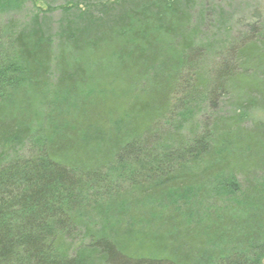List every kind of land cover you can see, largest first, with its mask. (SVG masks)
Listing matches in <instances>:
<instances>
[{"label":"trees","instance_id":"trees-1","mask_svg":"<svg viewBox=\"0 0 264 264\" xmlns=\"http://www.w3.org/2000/svg\"><path fill=\"white\" fill-rule=\"evenodd\" d=\"M169 1L160 0L156 13L153 5L143 7L134 27L126 18L90 30L94 37H109L101 47H86L83 57L90 64L71 59L54 65L60 75L54 91L78 97L59 122L35 124L27 109H18L24 95L9 97L7 105L9 94H0V264H260L264 186L250 180L242 190L233 174L264 165V120L246 128L239 110L233 118L204 113L200 122L182 128L173 122L197 96L203 94L214 112L230 85H255L248 73L264 64V37L233 47L231 59L213 70L215 84L208 88L212 71L204 68L205 48L182 33L185 13ZM166 11L172 30L157 18ZM76 30L67 29L73 46L82 38L83 29ZM14 43L18 70L28 76L33 94L41 93L43 77L52 71L42 32L19 33ZM114 63L125 64L124 70L98 72ZM13 78L1 83L6 87L0 93L13 88ZM145 80L151 82L147 88ZM220 174L247 200L243 215H213L208 226L194 227L173 207L160 211L145 201L205 186ZM116 196L130 206L108 211L115 205L108 200Z\"/></svg>","mask_w":264,"mask_h":264},{"label":"rangeland","instance_id":"rangeland-1","mask_svg":"<svg viewBox=\"0 0 264 264\" xmlns=\"http://www.w3.org/2000/svg\"><path fill=\"white\" fill-rule=\"evenodd\" d=\"M176 1L178 12L185 13L183 16L187 27L183 29L182 33L194 35L196 42H202L205 48L204 68H206L207 74L212 71L208 77L210 80L207 83L208 88L215 84L212 77L213 70L223 60L231 59L229 55H231L230 50L233 47H240L242 42L248 39L254 40L258 36L264 37V0H175L174 2ZM166 2L170 3L169 0ZM158 3L160 0H0V86L6 87L1 83H5L6 80L9 81L14 76L12 79L13 88L9 89V92L7 90V92H1V96L4 97L5 94H9L8 98H15L24 95L22 98L26 99V103H20L21 106L18 109L22 113L27 109L26 116L30 115L35 124L42 126L48 121L59 122L63 112L70 115L76 108L75 103L77 104L78 97L67 94L66 89L57 93L54 91L57 89L55 83L60 76L58 72L54 71V65L62 64L61 62L68 64L71 59H73L72 61L85 60L90 64L89 59H85L86 47L91 48L95 44L101 47L105 41L109 40L108 36L94 37L89 32L90 30H94L99 25H104L108 29L111 23L126 18H128V24L134 27L143 19L141 14L137 15L136 13L149 5L154 6L152 12L156 13V7H159ZM132 9L133 12L131 13ZM152 12L146 13L145 16L151 19ZM130 14L135 15L130 16ZM163 15L165 18L162 17ZM162 16L157 17L158 19L161 17V27L165 30H172L168 28L170 14L166 11V13L163 12ZM254 25L258 27V31L255 33L252 30ZM78 28L83 29L84 33L81 31L82 38L79 39V44L73 46V40L67 36L69 33L67 29L72 32L77 31ZM35 29L42 32L43 42L49 45L52 65L51 74L43 77L44 88L39 94H33L34 88L29 86L28 76L23 73L22 69L18 70V68H22V65L16 56V43H14L19 33L25 32L32 35ZM180 35L179 37H181ZM116 56L117 54L114 53L109 58L114 60ZM102 57L104 56L102 55ZM102 60L99 59L98 61ZM110 65L108 68L103 67V70H98V72L116 74L125 68V64L121 68H117L115 63ZM258 65V67L252 68V72L248 73L254 77L252 81L255 85L246 82L238 87L240 90L230 85L228 92L220 97L221 102L218 111H211L208 99L202 94L192 101L193 104L188 112H180L179 119L173 124L178 122L181 124L178 127H187L188 124L186 123L190 121L192 124L194 120L200 122L201 114L204 113L213 115L221 113L233 118L234 113L240 110L247 117L241 123L243 126L251 128L257 125L259 120H264V64ZM167 67L164 64L163 70ZM93 69L91 65L89 70L93 72ZM158 69H161L160 65L157 66L156 70ZM150 84V81L145 80L143 87L147 88ZM5 100H7L5 102L7 105H12V102H9L10 98ZM234 122L237 124L236 121ZM196 125L198 126V124ZM233 175L237 178L238 188L242 190L246 189L250 180L255 187L264 186V165L248 172L237 169ZM250 177L251 179H249ZM228 178L220 174L212 177L205 186L192 187L182 194L177 191H165L158 195L160 197L156 198V203L150 201L152 198L145 201L148 200L147 204L151 207L156 205L160 211H162L163 205L166 210L173 207L182 213L181 220L183 222L185 220L184 223L187 225L197 227L203 223H208L206 224L208 226L210 224L208 221L213 215L217 218L222 215L228 217L231 215L241 216L244 208L248 206L245 203L247 200L242 198L240 191L228 187V183L226 184L229 181H227ZM124 196L109 199L108 203L113 202L115 205H111L108 211L111 210L116 213L118 211L116 208L123 203L130 206L131 203L124 202L123 199L127 197ZM262 217L263 220L260 225L264 226V214ZM259 244L264 245V242L260 241ZM207 246L208 248L212 247L211 242ZM260 264H264V257L260 259Z\"/></svg>","mask_w":264,"mask_h":264}]
</instances>
